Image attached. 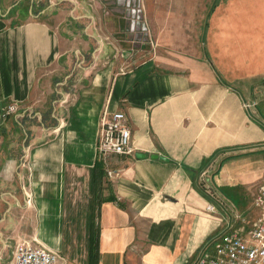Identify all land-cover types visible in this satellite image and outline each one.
I'll return each instance as SVG.
<instances>
[{
  "label": "crops",
  "instance_id": "0c3cea01",
  "mask_svg": "<svg viewBox=\"0 0 264 264\" xmlns=\"http://www.w3.org/2000/svg\"><path fill=\"white\" fill-rule=\"evenodd\" d=\"M113 112L132 152L109 158V179ZM235 162L264 167V0H0V264L22 241L89 264L93 222L99 264H192L233 227Z\"/></svg>",
  "mask_w": 264,
  "mask_h": 264
},
{
  "label": "built area",
  "instance_id": "2783aa9c",
  "mask_svg": "<svg viewBox=\"0 0 264 264\" xmlns=\"http://www.w3.org/2000/svg\"><path fill=\"white\" fill-rule=\"evenodd\" d=\"M48 1L53 2L54 0ZM133 14L135 17L131 25V32L137 34L139 42H146V40L139 37L141 33L145 35L146 31L139 5L134 7ZM151 46L155 50L157 45ZM17 111V105L12 104L7 108L3 118ZM131 140L132 132L124 112L105 113L102 116L99 127L98 155L99 159L106 165V174L109 179H115L118 175V171L108 167L109 158L131 154ZM208 172L205 171L202 175L205 183H207V178L210 181V173ZM207 191H211V188ZM27 203H29V199ZM253 205L258 210V216L250 228L245 233L243 232L244 234L230 230L217 234L201 250L192 264H264V182L254 198ZM210 210L212 211L213 208H210ZM62 263L63 258L58 253L39 243L22 241L13 248L8 264Z\"/></svg>",
  "mask_w": 264,
  "mask_h": 264
},
{
  "label": "rangeland",
  "instance_id": "374dc122",
  "mask_svg": "<svg viewBox=\"0 0 264 264\" xmlns=\"http://www.w3.org/2000/svg\"><path fill=\"white\" fill-rule=\"evenodd\" d=\"M140 24L142 23L140 22ZM143 43H144L143 45H145L144 41ZM21 131L22 133H18L15 135L16 145L15 144L14 145L16 147H19L22 150V145L27 144L26 141L28 140V138H27L26 132L23 133V129H21ZM251 158L252 156H248L238 161L244 162V165L246 167L247 165L245 164V162ZM240 162H235V163L238 164ZM250 164L253 167L249 170H244L241 173V175H236V168L237 170H240L242 167V164H238L239 165L238 167L236 165L233 166V168H235L233 170L234 175L238 177L237 179L243 181V185H239L240 193H238L237 190L233 191V188L222 189L223 192L232 199L231 202L233 203V204L230 203V205L226 207V208L230 207V213L232 211L233 222H234L233 227H231L229 230L233 232L241 233V234H244L250 228V226L252 225V223L258 216V210L254 208L253 202H254V198L256 194L259 191L261 184L264 181V179L262 178L264 176V167L257 165V164L254 166L253 163H250ZM231 169H230V172H231ZM209 175H211V172ZM206 193H208L209 195L212 194L214 197L217 195L218 200H221L220 193L222 194V192L218 188V186L215 187L214 184H212L211 191L206 192ZM7 253H9L8 256L11 255L10 250ZM8 262H10V258L5 260L3 264H8Z\"/></svg>",
  "mask_w": 264,
  "mask_h": 264
},
{
  "label": "trees",
  "instance_id": "16d2710c",
  "mask_svg": "<svg viewBox=\"0 0 264 264\" xmlns=\"http://www.w3.org/2000/svg\"><path fill=\"white\" fill-rule=\"evenodd\" d=\"M95 173V189L101 188L102 179L104 178V169L100 163L96 164ZM100 258V229L98 226L91 224V240H90V259L89 264H99Z\"/></svg>",
  "mask_w": 264,
  "mask_h": 264
},
{
  "label": "water",
  "instance_id": "95a60500",
  "mask_svg": "<svg viewBox=\"0 0 264 264\" xmlns=\"http://www.w3.org/2000/svg\"><path fill=\"white\" fill-rule=\"evenodd\" d=\"M145 156L146 155H143V154H137V158H139V159L145 158ZM152 159H161V160H164V161H168L167 158H165L163 156H159V155H153Z\"/></svg>",
  "mask_w": 264,
  "mask_h": 264
}]
</instances>
